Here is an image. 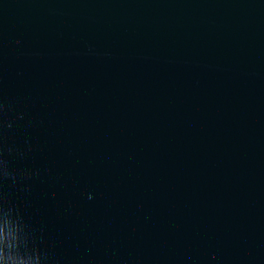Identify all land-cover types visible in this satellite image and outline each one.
Instances as JSON below:
<instances>
[{"label": "water", "instance_id": "water-1", "mask_svg": "<svg viewBox=\"0 0 264 264\" xmlns=\"http://www.w3.org/2000/svg\"><path fill=\"white\" fill-rule=\"evenodd\" d=\"M6 264H264V0H0Z\"/></svg>", "mask_w": 264, "mask_h": 264}, {"label": "clouds", "instance_id": "clouds-1", "mask_svg": "<svg viewBox=\"0 0 264 264\" xmlns=\"http://www.w3.org/2000/svg\"><path fill=\"white\" fill-rule=\"evenodd\" d=\"M6 228H7L6 222L3 220H0V250H2L4 246ZM0 264H6V261H3L2 256H0Z\"/></svg>", "mask_w": 264, "mask_h": 264}]
</instances>
